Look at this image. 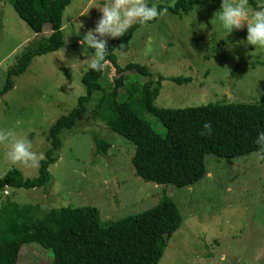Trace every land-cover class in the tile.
I'll return each mask as SVG.
<instances>
[{
	"label": "rangeland",
	"instance_id": "374dc122",
	"mask_svg": "<svg viewBox=\"0 0 264 264\" xmlns=\"http://www.w3.org/2000/svg\"><path fill=\"white\" fill-rule=\"evenodd\" d=\"M179 1L147 0L150 6L167 11L134 31L129 48L116 52L119 64L143 65L155 78H164L154 99L159 108L186 109L223 101L264 103V48L235 43L245 39L246 27L221 40L223 28L213 19L219 10L214 3L176 15L172 10ZM102 2L73 0L63 15L64 48L36 57L25 74L14 79V89L0 97V129L30 141L29 151L36 154L38 163L35 167L32 161L13 163L6 155L10 146L0 143V178L11 169L20 170L25 178L38 176L40 161L50 148V128L69 115L85 93L80 62L90 60L87 53L94 49L82 48L79 41L98 22L101 14L94 7ZM50 34L46 28L37 35L10 0L0 1V90L8 70L23 52ZM119 38L102 37L107 46ZM228 41L233 42L231 50L226 46ZM123 75L125 83L148 81L134 70ZM117 77L108 62L100 81L103 92L112 91ZM172 78L190 82L176 84ZM126 92L120 90V101L127 99ZM101 96L102 92H95L86 117L62 134L59 160L49 169V190H18L13 194L7 189L2 193L13 201L48 209L96 207L103 221L141 213L167 196L176 202L184 221L169 240L160 264H264V161L252 154L236 159L208 155L207 176L194 186L177 189L146 183L136 176L132 165L134 146L94 118ZM144 117L162 133L157 119ZM95 138L111 148L97 154ZM21 251L18 264L52 262L53 254L43 253L38 245H26Z\"/></svg>",
	"mask_w": 264,
	"mask_h": 264
},
{
	"label": "trees",
	"instance_id": "16d2710c",
	"mask_svg": "<svg viewBox=\"0 0 264 264\" xmlns=\"http://www.w3.org/2000/svg\"><path fill=\"white\" fill-rule=\"evenodd\" d=\"M4 1V0H0ZM73 0H10L15 12L34 33L46 28L51 32L23 52L18 63L6 75L0 97L15 87V78L25 74L39 56L61 50L65 46L63 15ZM221 0H180L172 12L188 13L197 5ZM255 7L256 0H249ZM160 16L150 21L155 22ZM128 29L112 46H107L106 60L116 76L112 91L103 92L104 70L92 69L83 74L85 93L75 109L61 117L49 130L50 148L40 161L38 176L25 178L11 169L0 178V264H18L26 245H38L53 254L50 264H160L168 242L184 221L176 202L162 199L150 209L116 221H103L96 207L42 208L39 204H22L2 191L34 190L52 185L50 167L59 160L63 148L62 134L70 131L88 113L94 93L102 92L94 110V118L125 138L134 148L132 165L138 178L158 186L171 185L184 189L196 185L207 176L206 157L236 159L257 151L253 143L258 131H264V103L223 101L186 109L159 108L154 105L164 78H155L146 66L119 64L116 52L129 48L134 31ZM136 71L148 78L145 83L124 82V73ZM176 84L189 79L172 78ZM128 97L120 101V90ZM125 94V95H126ZM154 117L163 131L158 133L144 117ZM211 124V134H201L203 124ZM96 153H106L111 145L95 138Z\"/></svg>",
	"mask_w": 264,
	"mask_h": 264
},
{
	"label": "clouds",
	"instance_id": "9594fccd",
	"mask_svg": "<svg viewBox=\"0 0 264 264\" xmlns=\"http://www.w3.org/2000/svg\"><path fill=\"white\" fill-rule=\"evenodd\" d=\"M94 8L99 10L100 18L95 27L86 31L79 41L82 48H91L94 52L87 53L91 56L90 60L80 62L76 59L83 65L84 73H87L89 68L94 72L105 69L108 63L106 60L108 48L107 40L102 37H121L133 24H147L158 16H163L167 11L154 5L150 6L147 0H103ZM213 19L223 28L221 40H226L234 30L246 27L245 39L235 43L264 48V3L253 7L249 0H221L219 10L214 13ZM78 25L80 29L82 25ZM226 46L231 50L233 42L228 41ZM202 127L204 130L202 135L211 134L209 122H205ZM0 143L10 146V151L6 155L13 163L28 164L32 161L31 166L38 165L36 154L29 151L30 141L18 139L12 131L0 129ZM253 143L257 146V151L252 153L253 157L258 161H264V131L257 132ZM40 158L42 159V155Z\"/></svg>",
	"mask_w": 264,
	"mask_h": 264
}]
</instances>
